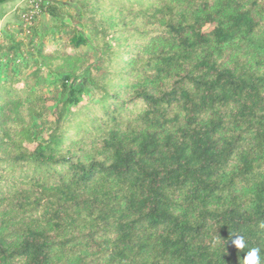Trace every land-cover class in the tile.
Here are the masks:
<instances>
[{
	"label": "trees",
	"instance_id": "trees-1",
	"mask_svg": "<svg viewBox=\"0 0 264 264\" xmlns=\"http://www.w3.org/2000/svg\"><path fill=\"white\" fill-rule=\"evenodd\" d=\"M22 2L0 264H264V0Z\"/></svg>",
	"mask_w": 264,
	"mask_h": 264
},
{
	"label": "clouds",
	"instance_id": "clouds-1",
	"mask_svg": "<svg viewBox=\"0 0 264 264\" xmlns=\"http://www.w3.org/2000/svg\"><path fill=\"white\" fill-rule=\"evenodd\" d=\"M235 238L232 241L234 246L237 249L243 251L246 247L245 237L243 235H234ZM261 249L259 247H251L248 251H246L245 255L239 262L242 261V264H261Z\"/></svg>",
	"mask_w": 264,
	"mask_h": 264
},
{
	"label": "rangeland",
	"instance_id": "rangeland-1",
	"mask_svg": "<svg viewBox=\"0 0 264 264\" xmlns=\"http://www.w3.org/2000/svg\"><path fill=\"white\" fill-rule=\"evenodd\" d=\"M22 3V0H10L0 5V30L7 21L14 20L15 8Z\"/></svg>",
	"mask_w": 264,
	"mask_h": 264
}]
</instances>
